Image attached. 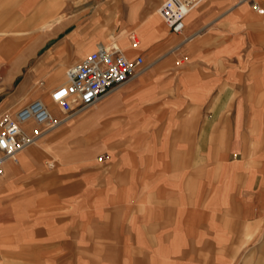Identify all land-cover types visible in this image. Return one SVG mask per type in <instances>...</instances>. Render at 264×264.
I'll list each match as a JSON object with an SVG mask.
<instances>
[{
  "label": "crops",
  "instance_id": "0c3cea01",
  "mask_svg": "<svg viewBox=\"0 0 264 264\" xmlns=\"http://www.w3.org/2000/svg\"><path fill=\"white\" fill-rule=\"evenodd\" d=\"M37 2L0 0V67L10 78L53 37L16 34L35 20ZM255 4L264 8V0H201L181 32L152 31L144 16L150 41L128 55L152 58L146 68L35 144L95 126L115 105L128 107V141L105 161L88 152L63 163L58 177L44 171L41 145L7 160L0 249L30 250V264H258L246 255L264 225V12Z\"/></svg>",
  "mask_w": 264,
  "mask_h": 264
},
{
  "label": "rangeland",
  "instance_id": "374dc122",
  "mask_svg": "<svg viewBox=\"0 0 264 264\" xmlns=\"http://www.w3.org/2000/svg\"><path fill=\"white\" fill-rule=\"evenodd\" d=\"M42 1L43 0H38L37 11H39V5H41ZM61 1L62 0H53L52 3L57 4L55 15L63 14L64 18L61 20V23L56 24L53 30L50 31L51 35H53V37L50 36L52 39L44 43V45H41L31 62L24 64L25 66H23L18 73H14L11 78L8 73L9 66L3 65L0 67V105L3 106L0 115L7 110H17L28 102L40 97L45 98L48 103L54 105L51 102V98L48 96L51 90L65 82L66 71L70 65L94 50L98 43L103 41L108 44L111 41L110 35L113 33L117 34L123 28H126L129 34L131 32L135 35L137 34L136 36L141 43V46L138 48L145 47L146 43L143 42V37L139 32L143 30V27L139 28V25L144 16L155 9L164 0H127L128 8L126 0H63V3ZM129 2L140 3V11L134 24L130 23L129 20L131 5ZM161 21L162 25L168 28L163 18H161ZM62 22L65 25H62ZM80 29H82L83 33L79 32ZM66 34H68V37ZM5 35L8 36L10 34ZM43 35L44 33H37V40ZM26 36H29V34L22 36V38ZM127 41L129 46L132 39L128 38ZM89 42H92V46L87 53L80 57L68 56L75 51L77 46ZM122 46L123 49L126 48V45ZM5 52H7V49ZM162 52L163 51H161V53ZM133 54H136V52ZM49 55L53 56L51 59L53 62L52 64H54V70L52 69L50 71L51 73L49 72L48 74L46 73L47 70H45V72L40 70L39 73L38 69ZM129 56H132V53H130ZM144 57L146 60L145 66H147L152 58H148L145 55ZM61 60H65L63 77L52 81V74L57 71ZM179 61L180 64H184L185 62V60ZM163 63H167V65L174 64V62L169 63L168 58L164 59ZM177 74L179 73H174L173 76ZM36 81L38 82L37 84ZM123 93L124 96H128V91H124ZM93 110L95 111L96 109L94 107H89L80 113L81 115H88L91 114ZM186 111L187 110H183L182 113ZM56 115L59 118L64 117V114L60 111L59 114L56 113ZM76 117L75 122L78 120V116ZM90 124L86 127L77 126L78 128H75L76 131L68 132L63 136L59 135L53 137L54 134L58 132L53 133V135H49L38 144H33L41 145L43 147L42 149H46L48 152L46 154L45 152L37 153L39 161L44 163V171L46 173L50 172V174H53L52 177L61 176L59 173L64 171V169H62L63 163L67 161L75 162L77 158L84 157L86 155L85 153L88 154V152H92L91 155L93 156L94 162H97L96 158L98 161H105L108 152L111 154V157L114 155L113 149L111 148L117 147L125 141H128V107L125 105H115L111 106L110 109H105L95 126ZM63 127L61 129L65 130L67 126ZM105 151L108 152L106 153ZM100 156H104L103 160H100ZM19 157L20 155H18V159ZM47 160L49 161V168L45 163ZM14 162H18V160ZM104 165V169L106 168L107 170V163H104ZM249 236H251V234ZM256 243L258 244L255 248L246 250V255L259 257L260 260L258 264H264V225L261 227L260 236ZM30 261H34V258L31 257L30 250L0 249V264H30Z\"/></svg>",
  "mask_w": 264,
  "mask_h": 264
},
{
  "label": "built area",
  "instance_id": "2783aa9c",
  "mask_svg": "<svg viewBox=\"0 0 264 264\" xmlns=\"http://www.w3.org/2000/svg\"><path fill=\"white\" fill-rule=\"evenodd\" d=\"M197 0H164L159 12L173 32H181L185 18ZM261 13L263 9H259ZM132 44L137 45L135 35ZM142 54L127 56L116 45L100 42L96 48L74 62L66 71V81L50 92L51 103L36 98L17 110L0 115V177L5 174L7 160H18L25 148L35 144L52 129L101 101L142 72ZM52 105V106H50ZM60 111L64 117L59 118ZM103 160L104 156L99 157Z\"/></svg>",
  "mask_w": 264,
  "mask_h": 264
},
{
  "label": "bare ground",
  "instance_id": "6f19581e",
  "mask_svg": "<svg viewBox=\"0 0 264 264\" xmlns=\"http://www.w3.org/2000/svg\"><path fill=\"white\" fill-rule=\"evenodd\" d=\"M131 1V0H130ZM135 1V0H134ZM201 0H197L195 5L190 9L189 13L187 14V16L190 14V12L193 10V8L200 2ZM130 3V2H129ZM56 6L57 4H47V5H43L39 11H37L36 13V17L34 18L35 20L32 21L30 24H27L26 26L22 27L20 30H18V32L16 34H20L21 36L23 35H27V34H37V33H47V32H50L53 30L54 26L58 23L61 22V20L64 18V15L63 14H59V15H55V12H56ZM159 6L158 5L155 9H153L152 11H150L148 13L149 15V27L147 28H152L151 30H155V26L158 24L159 26L156 27V29H158L160 27V24H162V21H161V18H163L159 12ZM199 6V5H198ZM131 10H130V20L132 19L133 21H135L138 17V14H139V8H140V3L138 2H131ZM255 7L257 9V11H259V9H263L261 7H259L257 4H255ZM264 10V9H263ZM260 12V11H259ZM186 16V17H187ZM186 19V18H185ZM164 20V19H163ZM145 22V21H144ZM141 23L139 25V28L143 27V30H140V35H142L143 37V42L144 43H148L150 41V35H149V32H146L145 30V23ZM145 27V28H144ZM112 32V31H111ZM113 33V32H112ZM132 35H135L133 34V32H131L129 34V32L127 31L126 28H123L120 32H118L117 34H111L110 35V39L111 41L108 43V44H112V45H116L118 46L119 48H121L125 54L127 56L128 53H127V50H135L137 49L138 47L141 46V43H140V40L137 38V34L135 35L136 37V41H137V45L134 47L132 42L131 44L128 46L127 44V39H132ZM38 38V37H37ZM51 38V37H50ZM103 42V41H102ZM106 44V42H103ZM122 45H126V48L123 49V46ZM5 48L7 49H10L11 48V43L8 41L6 42V45H5ZM48 63V62H47ZM49 63H50V60H49ZM58 63V62H57ZM65 65V60H61L59 62V65H58V69L57 71L52 74V77L51 79L52 80H57L59 79L60 77H63V74H64V71H63V67ZM54 67V64L52 65H48V68H47V71L46 73L48 74ZM45 69V68H44ZM54 70V69H53ZM38 72L40 73V69H38ZM45 72V71H44ZM51 73V72H50ZM51 76V75H50ZM66 81V80H65ZM38 82L36 81V84ZM38 86V85H37ZM34 87V86H33ZM22 88V87H21ZM26 89V88H25ZM23 90V89H22ZM29 90V89H28ZM32 92V91H31ZM50 97V94L49 96ZM22 99V98H21ZM41 100H43L44 102L48 103L47 100L43 97H40ZM15 101V100H14ZM52 106V105H50ZM70 118V117H69ZM67 120V119H66ZM68 123V122H67ZM53 130V129H52Z\"/></svg>",
  "mask_w": 264,
  "mask_h": 264
}]
</instances>
